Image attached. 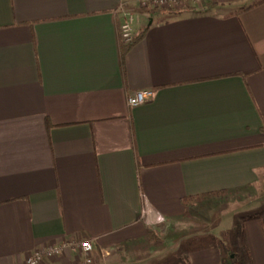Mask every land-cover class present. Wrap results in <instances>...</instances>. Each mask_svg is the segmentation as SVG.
<instances>
[{
	"label": "crops",
	"instance_id": "0c3cea01",
	"mask_svg": "<svg viewBox=\"0 0 264 264\" xmlns=\"http://www.w3.org/2000/svg\"><path fill=\"white\" fill-rule=\"evenodd\" d=\"M257 1L126 2L141 37L121 64V0H0V264L57 242L39 264H226L213 241L171 260L158 244L194 205L264 181ZM140 89L154 96L130 108ZM240 247L264 264L263 217L241 221Z\"/></svg>",
	"mask_w": 264,
	"mask_h": 264
},
{
	"label": "rangeland",
	"instance_id": "374dc122",
	"mask_svg": "<svg viewBox=\"0 0 264 264\" xmlns=\"http://www.w3.org/2000/svg\"><path fill=\"white\" fill-rule=\"evenodd\" d=\"M133 3V9L139 7L137 3ZM252 216L264 218V181L216 200L194 205L188 211L186 220L166 229L168 235L158 244L160 251L157 256L160 259L167 256L171 260L173 256L175 258L179 253H184L191 245L198 244L197 240L200 239L199 244L213 241L226 264H240L243 254L240 247L241 221Z\"/></svg>",
	"mask_w": 264,
	"mask_h": 264
},
{
	"label": "built area",
	"instance_id": "2783aa9c",
	"mask_svg": "<svg viewBox=\"0 0 264 264\" xmlns=\"http://www.w3.org/2000/svg\"><path fill=\"white\" fill-rule=\"evenodd\" d=\"M206 0H121V20H120V36L125 44L130 43L134 37V24L136 21V14L131 11H127L123 8L126 2H137L143 8H160V9H176L183 7V5H196ZM154 96V93L150 89L135 90L127 95V105L135 107L141 105ZM143 221L147 225L159 223L163 220V216L160 212L148 207L142 212ZM66 243H51L49 245L39 246L33 250V252L24 260L22 264H39L44 257H51L58 255ZM80 247L84 251H90L92 244L90 240L85 239L79 243Z\"/></svg>",
	"mask_w": 264,
	"mask_h": 264
},
{
	"label": "trees",
	"instance_id": "16d2710c",
	"mask_svg": "<svg viewBox=\"0 0 264 264\" xmlns=\"http://www.w3.org/2000/svg\"><path fill=\"white\" fill-rule=\"evenodd\" d=\"M260 1H262V0H258L255 3H258ZM149 9H151V8H149ZM140 37L141 36L133 38V40L130 43H128V44H125L123 41H120V61H121V64H122V61L124 59L125 53L140 39ZM227 193H228V191L225 190V191H219V192H212V193H209V194H202V195L185 197L183 199V202L185 204H193L195 202L202 201L206 197L221 196V195H226ZM149 232H150V230H149ZM241 257H242V261L240 262V264H247L246 254H242ZM236 258H237V256H236Z\"/></svg>",
	"mask_w": 264,
	"mask_h": 264
}]
</instances>
